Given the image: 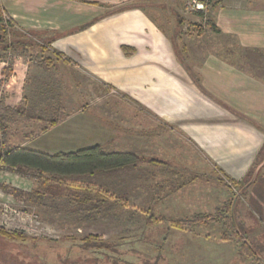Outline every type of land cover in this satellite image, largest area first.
<instances>
[{
    "label": "rangeland",
    "instance_id": "374dc122",
    "mask_svg": "<svg viewBox=\"0 0 264 264\" xmlns=\"http://www.w3.org/2000/svg\"><path fill=\"white\" fill-rule=\"evenodd\" d=\"M148 1L182 63L219 53L264 77V49L229 54L226 50H239L240 42L216 25L219 9L236 8L241 32L264 44V21H252L248 28L242 19L264 8V0ZM198 2L203 4L199 9ZM0 11V102H22L41 117L13 123L6 140L36 137L37 142L24 145L55 153L108 137L113 144H100L104 150L165 162L73 177L68 181L80 186L54 188L41 201L15 198L0 188V229L8 232H0V264H264V144L242 180L226 179L175 126L58 54L45 52L35 32H22ZM67 115L77 119L78 132L60 139L46 134L56 126L67 135L69 126L59 125ZM84 124L91 127L86 131ZM0 183L27 191L36 186L34 177L8 170H0ZM81 185L93 187L86 196L98 207L81 201L86 198Z\"/></svg>",
    "mask_w": 264,
    "mask_h": 264
},
{
    "label": "crops",
    "instance_id": "0c3cea01",
    "mask_svg": "<svg viewBox=\"0 0 264 264\" xmlns=\"http://www.w3.org/2000/svg\"><path fill=\"white\" fill-rule=\"evenodd\" d=\"M151 3L0 0V7L16 28L26 34L35 32L45 52L58 54L67 64L145 107L161 122L175 126L226 178L242 180L264 144V77L219 53H209L192 67L182 63L169 36L152 17ZM235 9L223 6L215 20L240 42L239 50L232 47L226 52L264 49L263 43L254 41L255 36L241 32L239 20H235L241 14ZM230 18L234 24L229 23ZM242 19L249 26L245 23L244 29L251 28L252 21H264V8L252 10ZM76 120L67 115L59 124L69 126L67 135L56 126L45 132L55 139L72 136L79 131ZM35 123L26 122L31 127ZM90 127L84 124L86 131ZM7 139L21 146L38 141L26 136L18 137L17 142L13 136ZM96 144H113V140L107 137Z\"/></svg>",
    "mask_w": 264,
    "mask_h": 264
},
{
    "label": "trees",
    "instance_id": "16d2710c",
    "mask_svg": "<svg viewBox=\"0 0 264 264\" xmlns=\"http://www.w3.org/2000/svg\"><path fill=\"white\" fill-rule=\"evenodd\" d=\"M1 18L0 11V21H2ZM0 29H3V27L0 26ZM0 33L2 34L0 39H2L4 34L2 32ZM28 108L25 105L9 106L2 101L0 102V170H8L22 176H32L36 181V186L29 191L0 183V188L15 198H31L35 201H41L48 196L51 197L54 188H65L63 185L69 188L72 186H80L68 181L73 177L91 176L99 172H108L127 166H137L141 163L165 165V162L161 160L155 158L146 159L131 151H107L100 144L74 151L47 153L30 147L9 143L5 139V133L10 125L17 121L38 120L41 118ZM59 119H61L60 116L53 117L50 123H56ZM233 182L238 183L239 181ZM81 187H84L82 191L86 197L82 198L81 201L90 203L91 199L86 195L89 194V191L93 187L91 185L86 187L85 185H81ZM99 196L101 195H98L97 199L103 200L102 198L99 199ZM97 203L95 204L93 202L90 204L93 208H96L98 207ZM235 203L233 201L232 206ZM1 231L8 233L0 229ZM7 235L14 237L15 234L9 233Z\"/></svg>",
    "mask_w": 264,
    "mask_h": 264
},
{
    "label": "built area",
    "instance_id": "2783aa9c",
    "mask_svg": "<svg viewBox=\"0 0 264 264\" xmlns=\"http://www.w3.org/2000/svg\"><path fill=\"white\" fill-rule=\"evenodd\" d=\"M200 3H201V2H198V3L196 4V8H197V9H199V8H201V7L203 6V4H202V3L200 4Z\"/></svg>",
    "mask_w": 264,
    "mask_h": 264
},
{
    "label": "water",
    "instance_id": "95a60500",
    "mask_svg": "<svg viewBox=\"0 0 264 264\" xmlns=\"http://www.w3.org/2000/svg\"><path fill=\"white\" fill-rule=\"evenodd\" d=\"M2 37V34L0 33V38Z\"/></svg>",
    "mask_w": 264,
    "mask_h": 264
}]
</instances>
